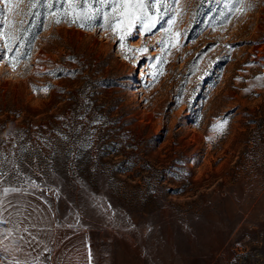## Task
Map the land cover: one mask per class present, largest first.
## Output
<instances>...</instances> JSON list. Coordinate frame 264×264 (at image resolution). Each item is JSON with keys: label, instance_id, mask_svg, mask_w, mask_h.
I'll list each match as a JSON object with an SVG mask.
<instances>
[{"label": "rangeland", "instance_id": "374dc122", "mask_svg": "<svg viewBox=\"0 0 264 264\" xmlns=\"http://www.w3.org/2000/svg\"><path fill=\"white\" fill-rule=\"evenodd\" d=\"M12 7L0 233L29 264H264V0H179L123 47Z\"/></svg>", "mask_w": 264, "mask_h": 264}, {"label": "snow or ice", "instance_id": "6c2138e0", "mask_svg": "<svg viewBox=\"0 0 264 264\" xmlns=\"http://www.w3.org/2000/svg\"><path fill=\"white\" fill-rule=\"evenodd\" d=\"M178 3L179 0H27V12L24 15L39 17L43 14L39 9L44 8L47 9V15L52 17L55 23L66 20L69 25L74 24L89 30L91 27H98L118 37L121 47H123L126 39L131 37L134 32L138 31L142 36L151 32ZM12 4L13 0H0V5H2L0 7V40L4 41L3 48L7 49L8 52L13 51L9 41L15 43L19 40V35L12 31L14 22L8 17V13L13 11ZM54 8L55 11H53ZM16 14H20L18 8ZM179 14L177 11V15ZM174 19L175 17H172L168 20L170 27L165 31H170ZM98 20L101 22L95 23ZM162 42L158 41L157 43ZM144 50L140 49V51ZM11 59H18V57ZM32 187H36V185L33 184ZM20 191L21 189L14 187L0 189V209L4 207V198L10 193ZM4 222L3 219H0V223ZM23 231L27 232L28 229L24 228ZM35 239L36 237H32L33 241ZM24 245L30 246L31 241L26 240L23 236H15L13 230H5L0 233V251L11 255L9 264H29L28 260H21L14 255V253L23 254ZM89 264H91L90 253Z\"/></svg>", "mask_w": 264, "mask_h": 264}, {"label": "crops", "instance_id": "0c3cea01", "mask_svg": "<svg viewBox=\"0 0 264 264\" xmlns=\"http://www.w3.org/2000/svg\"><path fill=\"white\" fill-rule=\"evenodd\" d=\"M16 229H17V227H16ZM16 233H20V236H23L25 239H27L24 236L26 234L25 231H21V232H19V231L17 232L16 231ZM23 247H24V253L23 254L19 253V256L21 254V257H18L21 260H25L26 259V260L29 261V260L35 259L36 257H38L40 255L41 250H43L41 242L38 243V244L31 243L30 246L29 245H24ZM29 253H30V255H29ZM57 253L55 252V250L53 252H51V254L49 255L50 258H49V263L48 264H55L56 263V262L54 263V259L55 258L57 259V257H56ZM16 254L17 253H14V255H16ZM0 257L3 258L7 262H9L11 260V258H12L11 255H9L8 253H4L2 251H0ZM74 260L75 259L73 258L72 262L70 264H75Z\"/></svg>", "mask_w": 264, "mask_h": 264}]
</instances>
